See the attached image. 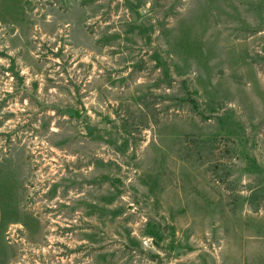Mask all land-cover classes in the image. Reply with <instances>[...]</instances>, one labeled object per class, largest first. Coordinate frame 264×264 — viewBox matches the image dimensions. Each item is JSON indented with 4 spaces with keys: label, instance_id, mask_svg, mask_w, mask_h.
<instances>
[{
    "label": "rangeland",
    "instance_id": "rangeland-1",
    "mask_svg": "<svg viewBox=\"0 0 264 264\" xmlns=\"http://www.w3.org/2000/svg\"><path fill=\"white\" fill-rule=\"evenodd\" d=\"M0 264H264V0H0Z\"/></svg>",
    "mask_w": 264,
    "mask_h": 264
}]
</instances>
